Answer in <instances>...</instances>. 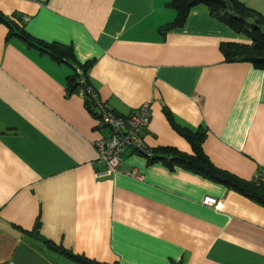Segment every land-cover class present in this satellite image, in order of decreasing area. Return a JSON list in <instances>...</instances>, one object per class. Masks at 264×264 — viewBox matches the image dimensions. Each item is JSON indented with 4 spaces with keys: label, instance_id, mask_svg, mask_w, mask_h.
Listing matches in <instances>:
<instances>
[{
    "label": "crops",
    "instance_id": "crops-1",
    "mask_svg": "<svg viewBox=\"0 0 264 264\" xmlns=\"http://www.w3.org/2000/svg\"><path fill=\"white\" fill-rule=\"evenodd\" d=\"M242 1L264 14V0ZM170 2L0 0V11L72 45L71 63L93 60L90 83L117 112L149 103V147L193 152L169 110L207 128L218 167L252 180L264 167V66L226 59L223 41L247 39L205 3L162 33ZM8 30L0 22V264H85L47 241L106 263L264 264V204L250 196L134 148L99 176L95 140L110 128L70 89L73 66Z\"/></svg>",
    "mask_w": 264,
    "mask_h": 264
},
{
    "label": "trees",
    "instance_id": "trees-1",
    "mask_svg": "<svg viewBox=\"0 0 264 264\" xmlns=\"http://www.w3.org/2000/svg\"><path fill=\"white\" fill-rule=\"evenodd\" d=\"M198 3L208 5L213 15L246 37L247 41H223L221 43V49L227 60H245L252 62L257 67L264 66V14L242 0H171L170 4L177 9V16L174 21L163 25L161 32L165 33L172 28L182 26L191 8ZM0 22L6 23L9 27L7 38L17 35L24 39L28 45L34 46L42 52L49 53L58 62H69L74 70L68 77L71 90H78L80 92L81 87L84 85L81 84V77H85L87 85H92L89 80L88 69L93 60L85 63L78 61L71 63V60H75L72 45L61 42H48L36 38L24 27L19 26L14 19L6 17L1 11ZM84 97L90 109L92 104L91 100L87 95H84ZM166 113L172 125L190 142L193 152L188 153L171 145L151 148L149 152L141 151L149 157L151 162L163 161L171 168L181 166L192 170L210 179L219 181L264 204V181L259 178V175L255 176L252 180H246L226 169L218 167L211 160L203 146V142L207 136V128L201 126L198 129H192L189 126L177 122L171 111L168 110ZM262 168L260 167L258 169V173H261ZM261 175L262 173L260 177H262ZM47 242L50 246L58 248L65 254L85 264H118L117 262L106 263L97 261L84 255L75 254L62 246H56L51 241Z\"/></svg>",
    "mask_w": 264,
    "mask_h": 264
},
{
    "label": "built area",
    "instance_id": "built-area-1",
    "mask_svg": "<svg viewBox=\"0 0 264 264\" xmlns=\"http://www.w3.org/2000/svg\"><path fill=\"white\" fill-rule=\"evenodd\" d=\"M80 71V69H78ZM84 84L80 92L91 100L90 110L96 117L110 128V133L95 140L99 159L105 163L104 170L98 172L99 176H108L118 171L123 161V154L128 148L138 151L151 150L144 139V131L150 121L151 108L149 103H143L129 113H120L110 107L98 94L93 85H87L85 77L80 78ZM134 173V171H131ZM262 173V177L260 174ZM256 176L264 181V167ZM205 203L218 205L215 197L208 196Z\"/></svg>",
    "mask_w": 264,
    "mask_h": 264
}]
</instances>
